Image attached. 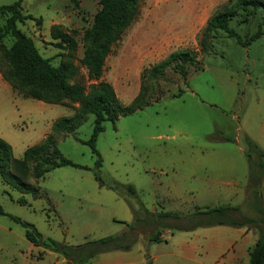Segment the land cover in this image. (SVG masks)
Returning <instances> with one entry per match:
<instances>
[{
	"label": "rangeland",
	"instance_id": "374dc122",
	"mask_svg": "<svg viewBox=\"0 0 264 264\" xmlns=\"http://www.w3.org/2000/svg\"><path fill=\"white\" fill-rule=\"evenodd\" d=\"M13 1L0 0V5ZM234 1L140 0L136 18L112 45L101 78L127 104L139 92L145 69L171 51L187 48L195 52L196 61L187 65L186 82L171 66L166 67L151 84L144 83L149 104L114 122L104 120L96 139L101 158L98 169L95 155L83 142L92 131V114H87L73 131L54 133L60 152L83 168L60 166L35 178L29 165L20 178L35 191L13 187L0 176L2 210L32 223L44 239L50 237L70 245L129 232V225L143 213L140 205L148 211L150 203L157 211L184 210L180 219L165 221L174 226L138 221V231L128 240L129 249L109 250L84 263L108 256L132 260L144 257L142 264H151L152 246L147 237L165 229L171 237L179 230L176 226H189L197 220L191 218L197 207L239 204L242 194L230 192L234 186L226 182L249 181L245 135L264 151V35L242 45L217 30L205 50L200 45L210 15ZM21 6L22 13L31 18L17 26L51 64H72L75 75L71 81L87 87L89 81L81 63L83 34L99 8L98 0H22ZM244 16L239 13L229 25L246 42L258 28L264 29V10L259 8L247 20ZM5 18L6 14H0V28ZM11 42L9 35L2 39L6 47ZM179 90L180 94L174 96ZM77 106L76 102L50 104L23 96L0 71V137L10 144L16 158L52 134L53 122L73 115ZM191 149L203 150L208 158L205 163H200ZM251 156L254 161V153ZM188 171L195 177L187 176ZM97 172L102 186L95 178ZM212 174L217 181L208 179ZM115 183L132 185L135 195L111 189L109 186ZM167 191L177 192L184 199H167ZM249 196L236 211L239 219L256 215ZM21 197L25 204L18 202ZM246 226L258 235L252 224ZM155 249L157 253L171 252L162 244ZM61 258L33 245L20 224L0 214V264H66L60 262Z\"/></svg>",
	"mask_w": 264,
	"mask_h": 264
},
{
	"label": "trees",
	"instance_id": "16d2710c",
	"mask_svg": "<svg viewBox=\"0 0 264 264\" xmlns=\"http://www.w3.org/2000/svg\"><path fill=\"white\" fill-rule=\"evenodd\" d=\"M139 1L98 0L99 8L93 16L90 27L83 34L84 50L81 63L86 69V76L89 81L87 87L82 83L71 81L75 75V67L72 64H51L48 58L39 53L33 40L17 26L18 22L31 18V15L22 13V0H14L10 4L0 5V14H6L4 25L0 28V52L3 61L0 62V71L3 79L17 93L26 97L50 104L78 103L73 115L57 118L52 124V134L45 136L39 143L27 147L23 155L18 158L12 155L10 144L0 137V176L5 182L24 191H35L34 186L20 178L28 170L29 165H32L31 170L35 178H42L47 171L60 166L83 168L60 152L53 134L73 131L87 114H92L94 118L90 137L83 142L89 145L91 152L95 155V167L98 169L101 165V158L96 148V139L103 130L104 120L114 122L119 116L131 114L149 104L151 99L146 96L145 91L148 87L144 83L147 81L151 84L163 73L166 67L171 66L186 82L187 65L196 61L195 52L187 48L173 50L164 59L145 69L142 73L139 92L127 104H123L117 97L112 85L101 78L105 59L110 53L112 45L137 16ZM259 8L264 10V0H235L232 4L213 12L207 19L202 32L200 39L202 49L207 48L208 40L214 37L213 34L217 30H222L227 36L236 38V41L242 45L264 35V29L258 28L245 42L229 25L230 20L239 13H244L243 20H247L248 16L256 13ZM262 21L264 22V17ZM6 35L12 38L8 47L2 43V39ZM68 40L72 42L70 39ZM179 94L180 90L174 96ZM244 139L249 150L246 152L247 159L252 166H257L255 172L250 173L249 178L258 183L264 176V151L247 135ZM251 152L254 153V161ZM95 178L99 185H104L98 172L95 174ZM109 187L120 194L125 191L132 195L136 193L130 184L115 183ZM258 192V188L252 189L255 216L239 219L236 216L239 207L233 205L197 208L191 214L193 216L191 218L197 220L190 224L187 229L221 224L243 226L250 223L257 229L258 237L248 249L246 264H264V201ZM18 202L25 204L26 201L24 197H21ZM140 207L143 213L139 215L138 219H135L134 224L129 225V232L108 235L77 245L66 244L50 237L44 239L32 223L5 213L1 207L0 214H5L20 224L24 228L25 238L33 245L41 246L61 255L66 260V264H84L88 259L103 252L129 249L130 242L128 240L132 235L135 236L138 231L139 228L136 225L138 221L140 223L144 221L145 224L159 221L162 224L165 219L181 218L177 212L167 211L156 214L146 210L141 205ZM167 226L174 225L168 224ZM158 234L159 231L155 232L149 240L156 241Z\"/></svg>",
	"mask_w": 264,
	"mask_h": 264
},
{
	"label": "crops",
	"instance_id": "0c3cea01",
	"mask_svg": "<svg viewBox=\"0 0 264 264\" xmlns=\"http://www.w3.org/2000/svg\"><path fill=\"white\" fill-rule=\"evenodd\" d=\"M225 151H230L229 149H224ZM189 151V150H188ZM187 151V152H188ZM192 155L197 156V160L200 163H205V160L208 159L200 149H191ZM240 156H242L240 154ZM257 166H252L250 162H247L246 171L249 177L250 173L253 174ZM187 176L195 177L193 171L186 172ZM208 179L212 181H217L215 174L207 175ZM226 185H233L232 189H229L233 194L241 195L242 200L239 204H234L233 206L240 207L244 204L245 200L249 197H252V189L258 188L259 192L264 201V176L260 182L255 183L252 179L247 180L243 183L237 181H227ZM246 185V186H245ZM245 187V189H244ZM247 191V192H246ZM167 199L173 200H183L184 197L177 192L167 191ZM220 205H232L230 203L220 204ZM200 208V207H197ZM149 211L152 213L157 212H177L180 214V211H171V210H160L157 211V208L154 204L150 203ZM184 213V212H183ZM180 219V218H179ZM163 221V220H162ZM164 220L163 225L167 226L172 225L166 223ZM159 222V221H157ZM158 225V224H157ZM178 227L176 234H173L169 237L168 229L159 230L157 240L150 241L147 237V242H151L150 254L151 264H246L248 260V249L251 245L254 244L257 239V233L249 226H231L226 224L210 226V228L196 227L193 229H187L188 226ZM162 244L164 248H170L171 252L160 251L156 252L155 246ZM152 248V249H151ZM146 258H140L132 260L130 258H109L108 256L101 258L100 256L91 263L88 264H142ZM61 263H66V260L62 257L60 259Z\"/></svg>",
	"mask_w": 264,
	"mask_h": 264
}]
</instances>
